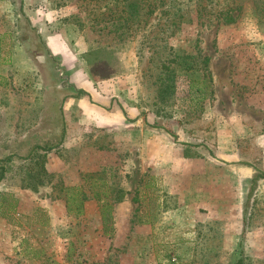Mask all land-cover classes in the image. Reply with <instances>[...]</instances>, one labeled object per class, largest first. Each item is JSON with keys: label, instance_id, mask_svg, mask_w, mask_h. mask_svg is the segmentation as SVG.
Instances as JSON below:
<instances>
[{"label": "rangeland", "instance_id": "1", "mask_svg": "<svg viewBox=\"0 0 264 264\" xmlns=\"http://www.w3.org/2000/svg\"><path fill=\"white\" fill-rule=\"evenodd\" d=\"M0 264H264V0H0Z\"/></svg>", "mask_w": 264, "mask_h": 264}, {"label": "flooded vegetation", "instance_id": "2", "mask_svg": "<svg viewBox=\"0 0 264 264\" xmlns=\"http://www.w3.org/2000/svg\"><path fill=\"white\" fill-rule=\"evenodd\" d=\"M35 41L40 50L38 54L35 55V58L44 70L48 89H53L60 93L64 90L74 94L80 93L81 88L76 82V75L78 72H76L75 69L73 70L70 61L65 59L61 52H56L54 46L42 37L40 31H36ZM82 103L83 108L86 110L94 105L90 95L86 96L82 100ZM110 104L111 106L108 105L105 108V111L108 113L118 115L120 114V112H118L120 109L123 111L122 115L128 113L122 108L118 100L113 99L110 101Z\"/></svg>", "mask_w": 264, "mask_h": 264}, {"label": "crops", "instance_id": "3", "mask_svg": "<svg viewBox=\"0 0 264 264\" xmlns=\"http://www.w3.org/2000/svg\"><path fill=\"white\" fill-rule=\"evenodd\" d=\"M89 112L91 113L92 111L91 110H89ZM95 115L97 116V118H98V116H101L102 118H103V120H100L101 122H103V124H107V122H108V117L107 116H104V115H102V114H100V112H98V111H95ZM154 143V146H156V145H161L160 144V140L159 139H156L155 140V142H153ZM166 141H164V147H165V149H166ZM150 155H152V151L150 150ZM165 158H163V159H157L156 160V158H154L153 159V166L154 167H156L157 165H163L164 163H166V160H164ZM184 159V155H182L181 157H179V161H182ZM185 160V159H184ZM157 162H159V163H157Z\"/></svg>", "mask_w": 264, "mask_h": 264}, {"label": "trees", "instance_id": "4", "mask_svg": "<svg viewBox=\"0 0 264 264\" xmlns=\"http://www.w3.org/2000/svg\"><path fill=\"white\" fill-rule=\"evenodd\" d=\"M131 6L136 7L137 5L131 3ZM227 10H230V8ZM150 13H151V10L148 11V14H150ZM226 13H228V11ZM141 17H143V16H141ZM234 20H235V17L225 14V18H224L225 24H231V23H233ZM245 227H246V218H245V216H243V228H245Z\"/></svg>", "mask_w": 264, "mask_h": 264}]
</instances>
